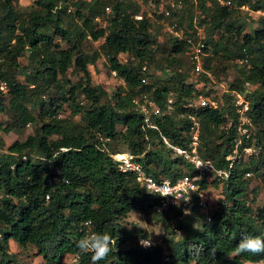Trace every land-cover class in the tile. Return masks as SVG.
<instances>
[{"label": "trees", "instance_id": "1", "mask_svg": "<svg viewBox=\"0 0 264 264\" xmlns=\"http://www.w3.org/2000/svg\"><path fill=\"white\" fill-rule=\"evenodd\" d=\"M181 1L189 6L186 12L168 6L169 20L194 42L195 25L204 28L205 70L220 82L233 66L236 69L228 91L215 96L216 107H183L197 96L213 97L211 80L204 73L194 76L188 59L192 43L186 36L178 40L168 34V48L162 47L166 56L158 58L155 22L134 18L143 12L136 0H34L36 9L28 13L16 11L15 0H0V82L8 87L7 92L0 89V113L12 118L0 121V131L19 133L30 124L36 126L32 136L15 140L0 154V264H20L9 252L11 240L20 247L35 246L43 264H63L65 255L76 256L77 264H92L91 253L77 248L88 221L90 233H106L114 241L98 264H264V253H234L244 235L264 239V205H253L264 186L263 153L238 157L230 178L212 179L215 187L221 186L222 198L210 210V222L200 209L186 217L176 208L158 211L159 197L148 192L136 174L121 171L113 159L132 152L155 178L176 180L194 173L193 165L162 141L165 135L173 145H188L191 125L183 114L191 111L200 121V155L228 169L227 156L239 137L233 91L246 94L254 123L242 147H264V17H251V12L264 10V0H224L230 5ZM106 5H111L110 13ZM97 16L107 19L105 28L95 22ZM57 37L68 48L57 44ZM101 39L99 48L86 50V42ZM245 51L250 58L246 70L234 64ZM122 54L128 57L125 63ZM102 56L126 86L111 97L93 84L89 71ZM23 57L25 65L19 61ZM145 62L161 67V74H150L143 68ZM77 73L79 80L74 81L71 77ZM142 77L149 83L142 84ZM142 92H148L162 111L152 118L158 129L145 126L133 102ZM169 98L174 99L173 111L168 110ZM66 103L69 115L63 114ZM0 146L5 147L1 137ZM248 172L252 176H246ZM255 179L262 183L252 186ZM208 183H200L204 193ZM132 211L153 214L164 224L162 243L143 248L139 235L129 237L121 219ZM175 228L181 230L179 237Z\"/></svg>", "mask_w": 264, "mask_h": 264}, {"label": "built area", "instance_id": "2", "mask_svg": "<svg viewBox=\"0 0 264 264\" xmlns=\"http://www.w3.org/2000/svg\"><path fill=\"white\" fill-rule=\"evenodd\" d=\"M222 4L230 5V1L217 0ZM168 5L171 8L177 9H186V6L180 0L178 3L176 2H168ZM247 8V7H246ZM112 11L111 5L105 6V12L110 13ZM256 13L258 16L264 17V10H259ZM157 15L159 16H146L143 12L137 13L134 15L136 20H142L144 17L150 18V16L154 17L155 21L164 27V30L171 36L177 38L178 40H182L185 38V32L183 28H176V25L173 24L169 17L171 16V11L167 8L161 10ZM96 22L102 21L101 16H97L95 18ZM195 29L197 31V41L194 42L191 37H187L189 43H192L191 48L188 52V59L191 67L193 68L194 76H200L201 74H205L207 78L211 81H214L213 76L210 72L206 71L204 68V51H203V38H204V28L199 25H195ZM2 59H0V62ZM235 64L239 69H248L250 67V58L248 53H245L242 56H239L235 60ZM145 70L147 69V65L145 64L143 67ZM116 75V73H114ZM142 84H148L149 78L142 77ZM248 86V84L246 85ZM222 89L220 97L228 90L224 84H221ZM0 89L3 92L8 91V87L5 82H0ZM248 92V88H247ZM233 95L235 97V103L237 105V113H238V124H237V133L239 137L235 143V148L232 154L227 156V159L230 161L228 169L217 168L214 162L211 159H204L199 152V147L201 144V128L200 121L198 117L192 113L191 111H186L183 115L190 122L191 125V134L190 140L187 146L183 147L180 145H173L167 136L162 135V141L167 145L171 150L182 156L187 162L191 163L195 169V172L192 174H188L182 177L177 178L176 180H172L171 178L164 176L161 178H155L147 173L144 169L142 163L139 161V156L132 152H124L113 155V159L115 163L119 166L120 170L125 173H134L137 175V179L141 182V184L146 188V190L152 194H155L160 199V204L157 207L158 211L167 210L170 208L180 209L182 212V217H186L187 215L193 213L194 210L200 209L206 217L207 221H211L210 217V206L206 200L204 192L201 190L200 183L206 179L208 181L209 177L220 178V179H228L231 176V170L235 163V160L238 157L244 156L249 157L252 155H260L264 154V147H255V146H244L243 139L248 138L250 133L254 129V123L252 122L249 112H250V104L248 99L246 98V94L233 91ZM134 104L137 107V110L140 114L144 116V124L146 127L158 129L157 124L153 121V117L160 116L162 111L160 107H158L154 100L151 98L148 92L140 93L133 100ZM218 105V100L215 97L208 96H197L194 100L189 101L188 103L183 104L185 109L188 108H201V107H216ZM175 109L174 99H168V110L173 111ZM1 148V146H0ZM246 176H252V172L246 173ZM209 182V181H208ZM167 192V197H162L159 194L161 192ZM49 198V197H47ZM86 233L90 234L91 230V222H85ZM175 233L177 235L181 234V230L175 228ZM140 239H149L147 237H141ZM140 239L138 240L139 243ZM151 241V246H152ZM144 247L143 248H150ZM165 260L168 261L169 258L165 257Z\"/></svg>", "mask_w": 264, "mask_h": 264}, {"label": "rangeland", "instance_id": "3", "mask_svg": "<svg viewBox=\"0 0 264 264\" xmlns=\"http://www.w3.org/2000/svg\"><path fill=\"white\" fill-rule=\"evenodd\" d=\"M136 1L141 6V10H144V14L146 16L156 15L159 17L160 15H157V14L161 12V10H164L165 8L169 6L168 2H176V0H136ZM184 5L186 6V9L189 7L188 4L186 3H184ZM69 8H70L69 11L74 10V7H69ZM15 9L18 12L28 13V12H31L32 9H36V7L34 5V0H15ZM186 9H177V10L186 12ZM152 16H150V19L155 22L154 24L155 27L153 28V30L157 34L156 40L154 41V45L156 48L158 58L162 59L164 56H166V54L163 53L165 51L162 50V47L165 46L166 50L168 48L167 47L168 44L166 43L168 39V33L164 30L163 26H161L159 23L155 21V19H153L154 17ZM251 17L254 19L259 18V16L254 12H251ZM97 23H98V26L105 28L107 26V19L103 18L102 21L97 22ZM253 26L254 28H258L259 23L254 21ZM249 31H250L249 29L246 30V32H249ZM55 42L57 44H60L62 48H68V45L62 42V40L59 37L56 38ZM102 43H103L102 39L98 41H94V42L91 41L90 43L86 42V50L89 51L90 48L97 49ZM127 59L128 57L125 54H122L120 56V61L123 63H125ZM19 61L22 65H25L27 63V60L25 57L19 59ZM107 63L108 62H107L106 57L102 56L100 57V59H98L95 65H89V71L91 73L93 84L95 86H101L104 90L107 91L108 97L109 96L111 97L113 96L114 92L117 89H121V91H125L126 86L121 79H119L114 73L109 71ZM145 64L147 65V70L150 72V74H154L156 76H159L161 74L162 72L161 67H156L155 65L153 64L150 65L146 62L144 63V65ZM234 64H235V61H234ZM164 66L165 65H163V67ZM210 74L213 76L214 81H211V84H209V87L212 86L214 88L213 96L215 97V96H219V94H221L222 92V89H224L223 87H221V84H224L227 88L228 82L232 81L236 77L235 76L236 69L233 66L229 70L228 74L226 76L225 75L223 76V80L220 79L221 80L220 82L217 81L218 77H216L215 74L213 73H210ZM79 77L80 75L77 73L76 75H72L71 78L74 81H77L79 80ZM20 80L22 81L23 78L20 77ZM224 81H226L227 83ZM82 98L83 96H80L78 100L81 101ZM63 114L64 115L70 114V108L67 103L65 104V112ZM11 119L12 118L8 113H0V121L7 123L9 121L11 122L12 121ZM35 129H36V126L34 124H30L19 133L15 131L14 132L11 131L8 134H5L2 131H0V137L3 138L5 142V147L0 148V154H3L4 151H6V147L10 146L15 140L17 139L24 140L28 136H32L35 132ZM115 146L117 149H123V146L120 144L115 143ZM212 179L213 177L211 178L209 177L208 189H207V192L204 193L206 200L210 206V210L215 208L218 204V199L222 198L221 186L219 188L215 187L212 184ZM261 183L262 181H260V179H255L252 181V186H257L258 184H261ZM255 195H256L255 196L256 201H254L255 203L253 204L255 206L254 208H258L259 206L264 205V186L263 188L258 190V192H256ZM252 196L254 195L252 194ZM121 224H122L123 229L127 232L129 237L131 236V238L134 235H137V236L139 235V238H141L142 236H145L147 238H150L153 244L158 243V242L162 243L163 241V236L165 232L164 224L159 220L157 221V219L154 217L153 214L148 215L142 212L132 211L126 217L121 219ZM177 236L179 237V235ZM131 243H132V240H130L128 244H131ZM9 252L12 255H15V259L20 264H43L44 263L43 256L37 252L36 247L33 245H28L26 247H20L15 241L11 240L9 243ZM77 261H78L77 257L72 256V255H65L63 258V264H77Z\"/></svg>", "mask_w": 264, "mask_h": 264}, {"label": "clouds", "instance_id": "4", "mask_svg": "<svg viewBox=\"0 0 264 264\" xmlns=\"http://www.w3.org/2000/svg\"><path fill=\"white\" fill-rule=\"evenodd\" d=\"M162 197H167L168 193L161 192L159 194ZM113 239L110 235L102 232H92L82 236L77 242V248L82 253H91L92 264H98L99 261L104 260L112 251ZM141 246H151V240L140 239ZM213 255L215 249L212 250ZM236 255L249 253L252 255H259L264 253V239L259 236L244 235L234 248Z\"/></svg>", "mask_w": 264, "mask_h": 264}]
</instances>
